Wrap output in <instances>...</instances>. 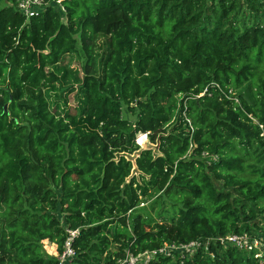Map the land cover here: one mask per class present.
<instances>
[{
	"label": "trees",
	"instance_id": "trees-1",
	"mask_svg": "<svg viewBox=\"0 0 264 264\" xmlns=\"http://www.w3.org/2000/svg\"><path fill=\"white\" fill-rule=\"evenodd\" d=\"M0 5V264H56L44 243L61 251L66 229L79 230L71 264L264 234L260 0H63L64 14L49 7L29 21L14 0ZM78 40L81 79L61 65ZM74 91L70 113L60 100ZM153 190L175 216H143ZM149 264L264 263L209 243Z\"/></svg>",
	"mask_w": 264,
	"mask_h": 264
},
{
	"label": "built area",
	"instance_id": "built-area-1",
	"mask_svg": "<svg viewBox=\"0 0 264 264\" xmlns=\"http://www.w3.org/2000/svg\"><path fill=\"white\" fill-rule=\"evenodd\" d=\"M264 4V0H260ZM16 10L29 21L31 18L44 13L49 7H56L63 14L65 13V7L63 5V0H14ZM206 90L199 94L203 96ZM186 107L184 104V109L181 111V117L186 124L190 135L193 134V126L189 118L186 117L185 113ZM140 136L136 138V143L142 147L143 143L148 139L147 134H139ZM195 147V146H194ZM192 146H190V149ZM189 149V152H190ZM189 152L186 156H190ZM203 157L207 156L206 153L201 154ZM211 161H216L217 156L212 155L210 157ZM66 238L62 245V250L55 252L53 258L56 260V264H71L76 258V250L73 246L75 239L79 235V230L66 229ZM264 241V239H263ZM212 243L215 246H220L223 248L233 247L248 255L253 256L260 263H264V254L259 250L261 246H264L261 239L258 237H253L249 233L241 234H230L223 237L210 238L206 241L197 239L191 241L188 244H169L165 243L162 248L155 249L151 251H144L138 254H132L126 252L124 257L115 258L113 264H149L158 256H174V253L184 258V256L190 257L199 248H203L204 252H208V245ZM213 257V256H211Z\"/></svg>",
	"mask_w": 264,
	"mask_h": 264
},
{
	"label": "rangeland",
	"instance_id": "rangeland-1",
	"mask_svg": "<svg viewBox=\"0 0 264 264\" xmlns=\"http://www.w3.org/2000/svg\"><path fill=\"white\" fill-rule=\"evenodd\" d=\"M11 2H2V6L5 5H10ZM0 5V6H1ZM242 15H246V17H249L248 14V10L245 8H242ZM101 41V39L99 40ZM98 41L97 45L101 46V43ZM78 44V51L76 54L74 55H70L67 56L66 58H64L63 62L61 63V65H66L70 70L77 72L78 77L81 79L84 75V67H85V62H86V58H85V54L83 52V47H82V43L81 41H77ZM101 48H96V50H99ZM77 86L75 85L74 88H76ZM58 88H56V93L53 94H57L58 92ZM58 96V94H57ZM64 96V94L62 93V97ZM65 98H62V106L64 105L63 101L64 99H66V111L68 110L70 113H74L75 109L78 106V99H77V94L76 91L70 93L69 95H65ZM55 98H52L51 100H54ZM53 110V104H52V108ZM123 116L126 117L128 120L133 121L135 119V114H132L130 112H127L125 107L123 108ZM140 135L138 134L136 138H138ZM143 145H145V148L149 147L152 149L154 155H158L159 152L156 150V147L154 145H151L149 143V140L147 139ZM144 147V146H143ZM192 154V151L189 152V155ZM216 186L222 190L225 188H223V182L222 181H215ZM160 193L157 192L156 190L151 191V193L146 197V198H141V201L139 203V208H142V214L143 216L147 217V218H151L154 222H159L161 221L164 217H172L175 216V212L176 209L173 208V199H162L161 197H159ZM175 206L176 202H175ZM59 218L61 216H58ZM261 228L263 227L262 225H260ZM250 235L253 237H258L261 239L262 243H264L263 239H264V234L258 230H252V232H250ZM44 249L45 252L47 254H49L50 256L53 257V255L56 252V245L52 244V243H48L45 242L44 243ZM263 254H264V246H261L259 249ZM112 251H115L114 249ZM264 260V258H263Z\"/></svg>",
	"mask_w": 264,
	"mask_h": 264
},
{
	"label": "water",
	"instance_id": "water-1",
	"mask_svg": "<svg viewBox=\"0 0 264 264\" xmlns=\"http://www.w3.org/2000/svg\"><path fill=\"white\" fill-rule=\"evenodd\" d=\"M144 146V147H143ZM142 147H141V149H144L145 148V145H143ZM139 153H140V151H137L136 152V155H139Z\"/></svg>",
	"mask_w": 264,
	"mask_h": 264
}]
</instances>
